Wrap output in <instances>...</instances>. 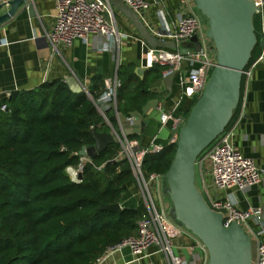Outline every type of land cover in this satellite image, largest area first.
<instances>
[{
  "label": "trees",
  "instance_id": "trees-1",
  "mask_svg": "<svg viewBox=\"0 0 264 264\" xmlns=\"http://www.w3.org/2000/svg\"><path fill=\"white\" fill-rule=\"evenodd\" d=\"M253 24L257 39H262L258 14ZM209 46L215 57L211 40ZM261 50L256 43L245 69ZM158 67L154 64L150 69L154 78L161 77L164 69ZM131 76L121 79L118 111L128 109L122 105L125 102L140 110L153 96L146 87L151 80L143 78L130 89ZM104 91L103 80L94 77L89 95L97 100ZM194 102L190 99L185 116ZM4 104L7 109H0V264H95L109 245L134 235L137 220L146 213L142 200L136 207L122 206L118 213L99 208L101 203H120L135 183L128 160L115 159L121 150L118 141L107 145L91 163H82L80 182L72 181L66 172L68 166L80 163L74 152L94 143L91 128L108 132L105 118L113 123L109 111L104 118L85 92H73L62 80L12 93ZM237 108L238 104L225 130ZM175 148L173 142L158 152L145 153L142 171L164 176Z\"/></svg>",
  "mask_w": 264,
  "mask_h": 264
},
{
  "label": "crops",
  "instance_id": "crops-1",
  "mask_svg": "<svg viewBox=\"0 0 264 264\" xmlns=\"http://www.w3.org/2000/svg\"><path fill=\"white\" fill-rule=\"evenodd\" d=\"M55 1L28 0V4L33 8V16H30L22 5L13 17L0 24V40L5 39L8 42L7 45L0 46V105L12 93L33 90L53 80L65 82L66 77L73 78L88 92L93 87L94 77L104 82L105 79L117 76L121 82V79L132 75L130 89L143 78L147 81L151 80L146 87L153 94L151 98H158L159 107L173 115H185L190 99L181 94L180 81L190 69L187 61L181 62L169 86L162 84L159 86L158 93L152 92L150 84L161 78H154L155 72L150 70L156 63L153 62L150 54H146L147 48L143 43L144 40L135 27L113 5H110V9L106 10L104 16L108 21H114L121 33L118 42L110 41L108 47L101 48L105 43V38L89 35L87 41L75 40L71 45L59 44L56 49H53L46 40V35L54 23ZM7 8L8 6L1 8L0 13H4ZM159 9H162L170 24L176 23L178 15L187 10L181 0H157L149 10L144 12V21L156 24L158 22L156 12ZM202 25L206 31V19H202ZM259 54L253 62L257 60ZM152 89L156 90L155 87ZM124 104L127 110L118 111L117 104L116 107L107 106L105 109L113 118V123L107 118L105 120L110 129L108 132H111L116 140L118 137L123 139L117 112L127 116L129 111L136 109L131 107V103H122ZM159 112L157 106L150 115H145L142 133H136L139 135L137 140L140 146L145 149L150 150L157 145H166L172 138L170 125L161 126ZM225 131L231 133L232 144L236 150L264 169L263 62L255 64L250 77L243 75L237 115ZM194 167L195 184L205 199H208L207 195L220 198L227 196L233 199L237 208L241 210L261 207L264 201V173L258 185L246 190H218L212 186L211 163L204 154L198 157ZM165 193L166 187H164L163 179L160 189L153 190L152 195L158 206H161L165 212L171 210L170 212L173 213L171 201L164 199ZM140 200H142L140 188L135 181L120 203L124 207H136ZM171 247L173 254L179 257L184 264H206V248L190 231L173 239ZM153 251L154 248H150L148 255L138 264H168L163 253L152 254ZM131 260L130 251L124 249L101 264H130Z\"/></svg>",
  "mask_w": 264,
  "mask_h": 264
},
{
  "label": "built area",
  "instance_id": "built-area-1",
  "mask_svg": "<svg viewBox=\"0 0 264 264\" xmlns=\"http://www.w3.org/2000/svg\"><path fill=\"white\" fill-rule=\"evenodd\" d=\"M130 7L144 22L148 31L156 38L163 41H174L175 48L150 47L145 43L146 54H150L154 63L164 67L161 77L175 74L182 61H187L190 66L186 76L180 81L181 94L185 98L197 99L204 90L211 70L215 64V57L211 53L209 39L205 36V30L200 16L196 10L193 0H181L186 6V11L180 13L176 23L170 24L162 11L157 10L158 22L152 24L144 21V12L149 10L151 5L157 0H122ZM257 6L264 5L263 0H255ZM8 6V0H0ZM110 9L107 0H56L54 23L50 32L46 35L48 43L56 49L61 45H71L75 40L87 41L89 35H97L105 38V43L101 48H106L110 41H119L121 33L114 21H108L104 13ZM113 17V15H112ZM261 53L257 60L247 69L243 75L250 77L252 68L258 62L264 63V33ZM192 36H196L200 42L199 50L186 48L184 54L180 53L181 43L188 41ZM5 39L0 40V46L7 45ZM121 82L117 76L104 80L105 91L97 100H92L98 112L105 118L107 106L116 107L117 91ZM159 112V122L161 126L170 125L173 133L168 143L176 142L178 131L184 125L187 116L173 115L157 105ZM157 108V107H156ZM0 109L5 111L6 105H0ZM106 120V118H105ZM123 139L118 137L121 150L115 159H127L135 181L137 182L146 213L136 222V232L122 238L115 244L109 245L102 256L96 259L95 264H101L107 259L128 249L132 255V264H138L142 258L148 255V250L154 248V253H163L168 264H184L175 256L172 251L171 241L188 230L172 222L161 206L155 202L152 191L160 189L164 176L159 173L150 172L145 174L142 171V159L147 152H158L164 145H157L148 150L139 145L138 140L128 139L122 133ZM213 143V142H212ZM85 146V145H84ZM75 155L80 157V163L76 166H68L66 172L74 182H80L79 172L82 170L83 162H92L88 156H81L78 152ZM204 156L211 163L212 186L214 189H236L246 190L258 185L263 179L264 169L256 165L249 157L242 155L235 149L231 140V133L223 131L214 140L212 146L204 153ZM208 205L215 211L222 213V223L228 227L231 223H238L246 234L250 237L252 244V263L264 264V222L261 219V207L241 210L229 197H211L207 195Z\"/></svg>",
  "mask_w": 264,
  "mask_h": 264
},
{
  "label": "water",
  "instance_id": "water-1",
  "mask_svg": "<svg viewBox=\"0 0 264 264\" xmlns=\"http://www.w3.org/2000/svg\"><path fill=\"white\" fill-rule=\"evenodd\" d=\"M117 8L135 27L140 37L150 47L175 48L174 41H163L154 37L140 17L122 0H107ZM196 9L206 18L205 36L211 40L215 50V64L201 95L195 100L186 121L180 127L176 148L164 178L167 194L172 204L174 219L198 238L207 251L206 264H253L250 237L236 222L224 227L222 213L213 210L195 184V162L200 154L225 130L236 108L241 89L243 71L251 52L263 38L258 40L253 24L255 14L260 16L261 31L264 33V5L259 7L255 0H193ZM26 8L33 16V8L28 0H8V8L0 13V24L13 17L19 8ZM5 7L0 3L1 8ZM199 50L200 42L196 36L181 43L179 51L184 54L186 48ZM173 73L156 79L150 84V90L158 93L159 86H169ZM73 92H85L73 78H64ZM155 87L156 90H153ZM158 98L148 99L140 110H133L127 116L118 113L122 133L126 138L142 133L145 115L156 109ZM94 143L82 146L81 156L93 159L107 145L117 141L111 132L90 129ZM82 174L79 172L78 178ZM100 209L120 212L121 203L99 205ZM261 219L264 222V201L261 205Z\"/></svg>",
  "mask_w": 264,
  "mask_h": 264
},
{
  "label": "rangeland",
  "instance_id": "rangeland-1",
  "mask_svg": "<svg viewBox=\"0 0 264 264\" xmlns=\"http://www.w3.org/2000/svg\"><path fill=\"white\" fill-rule=\"evenodd\" d=\"M197 10V9H196ZM197 12H198V14H199V16H200V19H201V21H202V19H206L198 10H197ZM207 21V20H206ZM205 30V29H204ZM107 126V125H106ZM108 127V126H107ZM108 130H110L109 128H108ZM164 199H165V201H167V200H170L169 199V197L167 198V196H165L164 195ZM171 211V210H170ZM170 211H166V213H167V215L169 216V218H170V220L172 221V222H174L175 224H177V225H180V226H183L181 223H179V222H177L175 219H174V217H173V213H171Z\"/></svg>",
  "mask_w": 264,
  "mask_h": 264
}]
</instances>
